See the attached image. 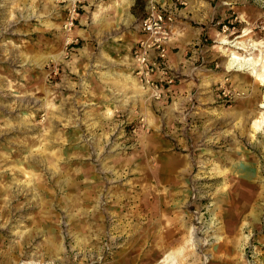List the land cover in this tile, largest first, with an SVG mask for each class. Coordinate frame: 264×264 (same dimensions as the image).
<instances>
[{"label":"rangeland","instance_id":"rangeland-1","mask_svg":"<svg viewBox=\"0 0 264 264\" xmlns=\"http://www.w3.org/2000/svg\"><path fill=\"white\" fill-rule=\"evenodd\" d=\"M196 1L206 33L148 88L142 0L130 22L114 0H0V264H155L191 234L184 264H261L264 83L226 62L264 66L231 46L264 41V0Z\"/></svg>","mask_w":264,"mask_h":264},{"label":"built area","instance_id":"built-area-1","mask_svg":"<svg viewBox=\"0 0 264 264\" xmlns=\"http://www.w3.org/2000/svg\"><path fill=\"white\" fill-rule=\"evenodd\" d=\"M144 11L139 19V32L142 34L130 49L133 62V74L142 86L156 88L157 84L167 79V46L172 36L176 18V8L185 7L187 0H143ZM75 9L64 22L65 31L74 26ZM67 43H70L68 40Z\"/></svg>","mask_w":264,"mask_h":264},{"label":"crops","instance_id":"crops-1","mask_svg":"<svg viewBox=\"0 0 264 264\" xmlns=\"http://www.w3.org/2000/svg\"><path fill=\"white\" fill-rule=\"evenodd\" d=\"M116 1H119V2L123 1V3L122 5H117ZM187 1H188L187 6L176 8L177 16L173 24L172 36L168 43L167 53H166V64H165L166 66L165 67L168 69V71L169 69H174V71H177L176 69L180 68L179 66H181V64H183V62L185 61V57L187 54V44L192 43L193 41L199 39L203 33H206L205 27L198 26V25L196 26V25H193V23H196V22L199 23L200 20H203V22H205L208 19L209 10H208L207 5L203 4L205 5L204 6L205 8L203 9L201 8L200 10H198L201 7L200 5L198 6V4H201L200 2L198 3V1L196 0H187ZM116 5L119 8L123 7L124 9L128 10V15H129L128 21L129 22L131 20V17L134 18L135 14H138L136 13V11H134L135 13H133L131 9L132 5H135L134 0H114V6L116 7ZM118 7L115 10L117 12H120ZM142 9L144 11L143 0H142ZM141 35L142 34L140 33V37ZM124 37L126 36L124 35ZM118 43L120 44V46L124 45L122 42H118ZM195 57H196V54H195ZM261 264H264V257H262Z\"/></svg>","mask_w":264,"mask_h":264},{"label":"bare ground","instance_id":"bare-ground-1","mask_svg":"<svg viewBox=\"0 0 264 264\" xmlns=\"http://www.w3.org/2000/svg\"><path fill=\"white\" fill-rule=\"evenodd\" d=\"M117 5H120L119 1L117 2ZM248 33H249V31H245L241 36L247 35ZM220 43L226 45V44L231 43V41H229L228 39H225V38H221ZM263 44H264V41H255V42L253 41V42H248V43L240 41L239 43L238 42L237 43L234 42V44H231V46H234V48H237V49H240V50L244 51L248 47L256 48L258 46L259 47L262 46ZM226 63H227L229 68H232V69H235V70L250 69L252 75L256 79H259V80H261L264 83V66H260V68L257 67L261 63V59L260 58H252V57L240 56L235 51H230V53L228 54V59H227ZM256 68H258V69H256ZM132 80L135 81V79H133V78H132ZM233 116H236V115H233ZM259 124H260V122H257L255 120L253 122L254 128L256 129V127H258ZM179 172H181V171H179ZM164 196H165V194H164ZM191 238H192V234L190 235L189 239H186V240L183 241L182 245H180L179 247H177V248H175L173 250H169L166 253H164L162 255V257H160V259L155 264H184V262L186 260H188L187 259L188 255H190L189 254L190 252H186L185 253V251H187L186 250V248H187V244L186 243H188L191 240ZM214 239L219 240L220 237L216 236V237H214ZM195 256H196V254H195ZM191 261H192V259H191ZM21 264H37V262H35V261H26V262H23Z\"/></svg>","mask_w":264,"mask_h":264}]
</instances>
